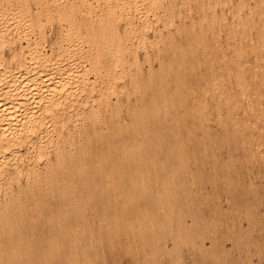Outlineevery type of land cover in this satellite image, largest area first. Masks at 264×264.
Returning <instances> with one entry per match:
<instances>
[{"label": "bare ground", "instance_id": "1", "mask_svg": "<svg viewBox=\"0 0 264 264\" xmlns=\"http://www.w3.org/2000/svg\"><path fill=\"white\" fill-rule=\"evenodd\" d=\"M2 1V0H1ZM6 1V0H5ZM10 1V0H9ZM36 5L35 11H28L26 9L25 0H13L17 5L16 9H12L10 11L6 10L1 12L0 14V194L3 196V201H0V264H60L59 260L55 255H60L63 253L62 257H64L65 241L74 236L75 231H70L68 228L70 221L77 222L81 220V216H79L80 209L82 204L91 199L94 195L93 192H89L88 189L91 185V176L94 174H101L102 183L104 184L101 191L102 196H106L110 194L114 195L115 191H119L117 188L126 187V197L124 200L131 201L134 198H138L139 196H146L149 200L147 190L149 187L145 185L147 189H144L140 195H137V190L140 185H144V181L146 178L141 177L139 179H135V172H127L122 169V165L120 162L128 161L131 157H133L134 161H137L139 164L144 159L146 160V153H149V150H153L156 148V140L153 141L147 148L146 153L143 148L142 153H138V144L135 141L127 142L126 144H121L120 147H116L120 149V153L118 156L115 154V148L113 142L107 145V151L105 149V153L101 160H98L94 157L92 147V143L94 141L100 142L98 134H96V130L93 129L91 134H85L83 128L76 126H72V120L74 117L84 116L82 119H90V121H96L99 117V111L96 109L97 104L108 105L109 101H106V98L109 95H117L121 93L129 94H141L145 89L147 91L149 88H152L151 84V75L144 77V72H142L140 59H138V53L143 52L144 57L147 55L146 48H153L155 51L154 56H160L164 53H167L169 56V52L171 55V59L176 57H182L185 54H196L198 51H205L203 37L201 33L202 23H204L203 16L200 17V20L197 22L190 21L189 24L182 22L181 18L184 20L183 16L185 15V10L188 8L187 0H30ZM191 1V0H190ZM251 1V0H250ZM7 2V1H6ZM11 2V3H12ZM220 3H225V0H218ZM229 2V1H228ZM240 2V1H239ZM243 2V1H242ZM252 2V1H251ZM261 5H264V0H260ZM193 3V2H192ZM217 3V2H216ZM253 3V2H252ZM6 4V3H4ZM208 4V3H207ZM9 5V4H8ZM33 5V4H32ZM195 5V4H194ZM202 5V4H201ZM206 5V4H205ZM220 5V4H219ZM236 5V4H235ZM2 6V5H1ZM13 6V4H11ZM198 6V5H197ZM203 6V5H202ZM214 6V5H213ZM257 6V5H256ZM10 7V6H9ZM35 7V6H34ZM200 7V6H199ZM206 7V6H205ZM212 7V6H211ZM244 7V6H242ZM254 7V6H253ZM190 8V6H189ZM207 8V7H206ZM220 8V7H219ZM225 8V6H224ZM34 9V8H33ZM201 9V8H199ZM198 9V12H199ZM209 9V7H208ZM227 9V8H226ZM254 10V9H253ZM2 11V10H1ZM189 11V10H187ZM236 11H241V5L236 7ZM261 11V10H260ZM193 12V11H192ZM197 12V11H196ZM201 12V10H200ZM227 12V11H226ZM229 12V11H228ZM227 12V13H228ZM232 12V11H231ZM230 12V13H231ZM191 13V12H190ZM202 13V12H201ZM222 13V12H221ZM233 13V12H232ZM231 13V14H232ZM189 13H187L188 15ZM203 14V13H202ZM251 15V13H249ZM204 15V14H203ZM239 15V14H238ZM213 18H216V13L213 11L211 13ZM223 16V15H222ZM236 16V15H235ZM240 16V15H239ZM238 16V17H239ZM185 17V16H184ZM187 17V16H186ZM185 17V18H186ZM190 17V15L188 16ZM208 17V16H207ZM230 17V16H228ZM237 17V16H236ZM256 17V16H255ZM50 25L52 23L58 24V30H60L59 38L49 41V53H43L38 48L37 42L27 38V35L31 36V32H37L38 38L43 39V35L41 34L42 20ZM263 18V17H262ZM187 19V18H186ZM212 20V18H210ZM223 19V18H222ZM230 19V18H229ZM192 20V19H191ZM208 20V19H206ZM210 20V21H211ZM224 20V19H223ZM188 21V20H187ZM208 20V22H210ZM213 22V21H212ZM210 22V23H212ZM218 22V21H217ZM231 24V23H230ZM252 25V24H251ZM262 25V24H261ZM206 26V25H205ZM222 27V26H221ZM226 27V26H225ZM229 27V26H228ZM227 27V28H228ZM249 27V25L247 26ZM53 28V25H52ZM51 28V29H52ZM56 28V27H55ZM81 28L83 32H80ZM224 28V27H223ZM237 28V27H236ZM243 28V27H242ZM14 29V41H24V44L20 43L15 48H12L5 54L4 56L1 53V49L3 47H7L10 39L7 36L8 30L11 33V30ZM49 29V28H48ZM50 29V30H51ZM218 29V28H217ZM244 29V28H243ZM57 30V29H55ZM234 30V28H233ZM250 30V29H248ZM54 31V29H53ZM209 31V30H208ZM245 31V30H244ZM243 31V32H244ZM253 31V30H252ZM59 32V31H58ZM181 35L180 38L184 37L183 45H178L175 42V37H173V33ZM211 33V32H209ZM250 33V32H249ZM44 34V31H43ZM49 34V33H48ZM55 34V33H54ZM57 34V33H56ZM55 36L57 37V35ZM255 34V33H254ZM211 35V34H210ZM218 35V34H217ZM28 36V37H29ZM35 36V35H34ZM45 36V34H44ZM216 36V35H215ZM218 37V36H217ZM235 37V36H234ZM250 37V36H248ZM36 38V37H35ZM179 38V37H177ZM247 38V37H246ZM264 38V37H263ZM45 39H48L47 36ZM52 39V38H51ZM207 39V37H206ZM212 39V38H211ZM230 39V38H229ZM32 40V41H31ZM36 40V39H35ZM210 40V38H209ZM219 40V39H218ZM251 40V39H250ZM45 41V40H44ZM43 41V42H44ZM48 41V40H47ZM183 41V40H182ZM216 41V40H214ZM228 41V40H227ZM248 41V40H247ZM13 42V41H12ZM40 40L38 41V43ZM211 42H213L211 40ZM210 42V43H211ZM236 42V41H235ZM240 42V41H239ZM245 42V41H244ZM249 42V41H248ZM262 42V41H261ZM17 43V42H16ZM42 43V42H41ZM13 44V43H11ZM45 44V42H44ZM252 44V43H251ZM48 45V44H47ZM215 45V44H213ZM244 45V44H243ZM250 45V44H249ZM15 46V43H14ZM41 46V45H39ZM44 47V46H43ZM234 47V45H233ZM215 48V47H214ZM228 48V47H227ZM262 48V47H261ZM7 50L6 48H4ZM234 49V48H233ZM209 50V49H208ZM220 50V48H219ZM240 50V49H239ZM242 50V49H241ZM248 50V49H247ZM254 50V49H253ZM4 51V50H3ZM149 51V50H148ZM207 51V50H206ZM228 51V50H227ZM255 51V50H254ZM47 52V51H46ZM211 52V51H210ZM258 52V51H257ZM263 52V51H262ZM247 53V52H246ZM249 53V52H248ZM259 53V52H258ZM204 54V52H203ZM232 54V53H231ZM235 54V53H234ZM151 55V54H150ZM152 55V56H153ZM248 55V54H247ZM264 55V54H263ZM186 56V55H185ZM187 56V57H188ZM202 56V55H201ZM253 56V55H252ZM259 56V55H258ZM143 57V56H142ZM148 57V56H147ZM146 57V58H147ZM193 57V56H192ZM196 56L194 55V58ZM204 57V56H203ZM222 57V56H221ZM234 57V56H233ZM240 57V56H239ZM238 57V58H239ZM145 58V59H146ZM156 58V57H155ZM169 58V57H168ZM185 58V57H184ZM197 58V57H196ZM201 58V57H200ZM205 58V57H204ZM209 58V57H208ZM230 58V57H229ZM254 58V57H253ZM144 59V58H142ZM163 59V57H162ZM166 59V58H165ZM193 59V58H192ZM191 59V60H192ZM215 59V58H214ZM240 59V58H239ZM245 59V58H244ZM243 59V60H244ZM151 60V59H150ZM152 60H154L152 58ZM168 60V59H167ZM196 60V59H195ZM208 60V59H206ZM211 60V58H210ZM158 61V60H156ZM162 61V60H159ZM164 61V60H163ZM169 62L167 65H159V73L161 74L164 71L176 72L181 68L178 64L176 65L174 62ZM186 61V60H185ZM202 61V60H201ZM231 61V60H230ZM256 61V60H255ZM142 62V61H141ZM167 62V61H166ZM165 62V63H166ZM181 62V61H180ZM195 62V61H194ZM213 62V61H212ZM220 62V61H219ZM225 62V61H224ZM223 62V63H224ZM237 62V61H236ZM235 62V63H236ZM244 62V61H243ZM253 62V61H252ZM262 62V61H261ZM145 63H148V61ZM159 63V62H158ZM197 63V62H196ZM209 63V62H208ZM217 63V62H216ZM230 63V62H229ZM233 63V62H232ZM188 64V62H187ZM191 64V63H190ZM202 64V62H201ZM210 64V63H209ZM213 64V63H212ZM262 64V63H261ZM158 65V64H157ZM173 65H175L173 67ZM185 65V64H184ZM194 65V64H193ZM199 65V64H198ZM197 65V66H198ZM205 65V64H204ZM208 65V64H207ZM217 65V64H215ZM230 65V64H229ZM235 65V64H234ZM258 65V64H257ZM149 66V65H148ZM203 66V65H199ZM209 65V69H210ZM231 66V65H230ZM82 67L80 70L79 68ZM158 67V66H156ZM154 67V68H156ZM235 67V66H234ZM144 68V65H143ZM185 68V67H184ZM190 68H193L190 67ZM204 68V67H203ZM229 68V67H228ZM243 68V67H242ZM241 68V69H242ZM264 68V67H263ZM187 72V66H186ZM197 69V68H196ZM216 69V68H215ZM253 69V68H252ZM155 70V69H153ZM182 70V68L180 69ZM194 70V69H193ZM204 70H207L206 68ZM213 70V69H212ZM220 70V69H219ZM249 70V68H248ZM261 70V69H260ZM147 71V70H146ZM151 71V70H150ZM185 71V70H184ZM196 71V70H195ZM208 71V70H207ZM215 71V70H214ZM218 71V70H217ZM242 71V70H241ZM158 72V71H157ZM170 72V73H171ZM194 72V71H192ZM203 72V71H202ZM208 72H211L208 71ZM216 72V71H215ZM155 73V72H154ZM182 73V72H181ZM200 74V71L198 72ZM206 73V72H205ZM204 73V74H205ZM254 73V71H253ZM157 73H155L156 75ZM164 74V73H163ZM183 74V73H182ZM181 74V75H182ZM195 74V73H194ZM197 74V73H196ZM217 74V73H216ZM232 74V73H231ZM247 74V73H246ZM89 75L92 76L93 80L89 78ZM187 75V74H186ZM193 75V74H192ZM163 76V75H161ZM172 76V75H171ZM174 76V75H173ZM180 75H178L179 77ZM190 76V75H189ZM188 76V77H189ZM231 76V75H230ZM247 76V75H246ZM154 77V76H153ZM164 77V76H163ZM166 77V75H165ZM177 78V75H175ZM182 77V76H181ZM180 77V78H181ZM192 77V76H191ZM205 78V76H203ZM236 77V76H235ZM242 77V76H241ZM158 78H160L158 76ZM167 78V77H166ZM163 80L164 78L159 79V85L155 92L158 91L160 106L157 107L155 101H151L150 104H147L146 99H144V105L140 104L139 107H135L132 111V121L133 128H137L135 132L133 130L134 136L137 138L139 136H143L148 130V125L158 123V116L156 113L168 112V109L174 104L175 98L167 97V93H165V86L170 81ZM171 78V77H170ZM198 78V77H197ZM238 78V77H237ZM154 79V78H153ZM175 79V78H173ZM196 79V78H195ZM156 80V79H155ZM182 80V78H181ZM186 81V79H184ZM199 80V78H198ZM210 80V79H209ZM222 80V78H221ZM230 80V79H229ZM154 81V80H152ZM157 81V80H156ZM180 81V80H179ZM190 81V80H189ZM188 81V82H189ZM211 81V80H210ZM246 81V80H245ZM251 81V80H250ZM249 81V82H250ZM255 81V79L253 80ZM252 81V82H253ZM155 82V81H154ZM158 82V81H157ZM156 82V83H157ZM172 82V78H171ZM222 82V81H221ZM264 82V81H263ZM128 88L126 87V84ZM173 83V82H172ZM175 83V82H174ZM177 83V82H176ZM182 83V82H181ZM183 83H185L183 81ZM192 83V82H190ZM199 83V82H197ZM205 83V81H204ZM244 83V82H243ZM155 84V83H154ZM153 84V85H154ZM178 84V83H177ZM176 84V85H177ZM188 84V83H186ZM195 84V83H194ZM202 84V83H201ZM200 84V85H201ZM226 84V83H225ZM156 85V86H157ZM190 85V84H188ZM188 85H186L188 87ZM205 85V84H204ZM155 86V85H154ZM172 86V85H171ZM195 86V85H190ZM189 86V87H190ZM212 86V85H211ZM178 87V86H176ZM183 87V86H182ZM188 87V88H189ZM199 87V84H198ZM202 87V86H201ZM208 87V86H206ZM256 87V86H254ZM156 88V87H154ZM170 88V87H169ZM175 88V87H174ZM187 88V89H188ZM194 88V87H193ZM210 88V87H209ZM236 88V86H235ZM251 88V87H250ZM257 88V87H256ZM263 88V87H262ZM167 89V88H166ZM184 88H182L183 90ZM203 89V88H202ZM152 90V89H151ZM150 90V91H151ZM171 90V88H170ZM169 90V91H170ZM178 90V89H176ZM186 90V88H185ZM173 91V90H172ZM180 93L181 90L179 89ZM199 91V90H198ZM210 91V89H209ZM239 91V90H238ZM264 91V90H263ZM95 92V93H94ZM175 93V91H173ZM187 91H185L186 93ZM193 92V90L189 91ZM211 92V91H210ZM215 92V91H214ZM237 92V91H236ZM255 92V91H253ZM259 92V91H257ZM147 93V92H145ZM149 93V92H148ZM147 93V94H148ZM151 93V92H150ZM171 93V92H169ZM179 93V94H180ZM184 93V92H183ZM188 93V92H187ZM186 93V94H187ZM195 93V92H194ZM197 93V92H196ZM199 93V92H198ZM204 93V92H203ZM202 93V94H203ZM216 93V92H215ZM176 94L177 91H176ZM178 94V95H179ZM207 94V93H206ZM238 94V93H237ZM264 94V93H263ZM133 95V96H134ZM149 95V94H148ZM152 95V94H150ZM154 95V94H153ZM172 95V94H171ZM198 94H196L197 96ZM201 95V94H200ZM205 97V93L203 94ZM202 95V96H203ZM213 95V94H212ZM126 96V95H125ZM130 96V94H129ZM132 96V98H133ZM146 96V95H145ZM177 96V95H175ZM187 96V95H186ZM193 96V95H192ZM207 96V95H206ZM211 96V94H210ZM111 97V96H110ZM113 97V96H112ZM155 97V96H153ZM203 97V98H204ZM209 97V96H208ZM214 97V95H213ZM226 97V96H225ZM114 98H116L114 96ZM126 98V97H125ZM140 98V96H139ZM177 98V97H176ZM202 98V97H201ZM202 98V99H203ZM112 99V98H110ZM129 99V98H128ZM148 96H147V100ZM201 99V100H202ZM209 99V98H208ZM215 99V98H214ZM234 100V98H232ZM260 99V98H259ZM264 99V98H263ZM157 100V99H156ZM207 100V99H204ZM216 100V99H215ZM242 100V99H241ZM253 100V99H252ZM112 101V100H111ZM138 101V100H137ZM179 101V100H178ZM217 101V100H216ZM244 101V100H243ZM263 101V100H262ZM114 102V101H113ZM196 102V101H195ZM198 102V101H197ZM196 102V105H197ZM250 102V101H249ZM146 103V104H145ZM149 103V102H148ZM200 103V102H199ZM198 103V105H200ZM216 103V102H215ZM214 103V104H215ZM217 102V104H219ZM224 103V102H223ZM231 103V102H230ZM238 103V102H237ZM90 104V105H88ZM118 104V103H117ZM137 104V103H136ZM210 104V103H209ZM213 104V103H212ZM211 104V106H212ZM240 104V103H239ZM250 104V103H249ZM84 105V106H83ZM88 105V109H85V106ZM135 105V104H134ZM188 105V103H187ZM205 105V104H204ZM220 105V104H219ZM218 105V106H219ZM230 105V104H229ZM81 106L84 108H81ZM109 106V105H108ZM133 106V105H132ZM214 106V105H213ZM216 106V105H215ZM222 106V105H221ZM111 107V106H109ZM128 107V104H127ZM203 107V105H202ZM210 107V106H209ZM223 107V106H222ZM228 107V106H226ZM225 107V108H226ZM238 107V106H237ZM257 107V106H256ZM106 108V107H105ZM176 108V107H175ZM174 108V109H175ZM197 108V107H196ZM201 108V107H200ZM199 108V109H200ZM117 109V107H116ZM132 109V108H130ZM172 109V108H171ZM170 109V110H171ZM183 109H189L184 106ZM192 109V106H191ZM195 109V108H193ZM198 109V110H199ZM207 109V108H206ZM217 109V108H216ZM224 109V108H222ZM232 109V107H231ZM236 109V108H235ZM239 109V108H238ZM106 110V109H104ZM109 111V110H107ZM126 112V110H124ZM175 111V110H174ZM177 111V109H176ZM182 110H180L181 112ZM193 111V110H191ZM196 111V110H194ZM193 111V112H194ZM203 111V109H202ZM233 111V110H232ZM110 112V111H109ZM171 112H173L171 110ZM201 112V111H197ZM218 112V111H217ZM215 112V113H217ZM220 112V111H219ZM230 112V111H229ZM123 113V112H122ZM127 113V112H126ZM188 113V111H187ZM191 113V112H190ZM203 113V112H202ZM206 113V112H205ZM204 113V115H205ZM221 113V112H220ZM104 114V113H103ZM106 114V113H105ZM162 114V113H161ZM218 114V113H217ZM228 112L224 115V117L228 116ZM107 115V114H106ZM105 115V118H106ZM110 115V119L113 120L116 116V112L112 111L108 114ZM178 115V113H177ZM193 115V114H192ZM202 115V114H201ZM203 117H206L204 116ZM219 115V114H218ZM127 116V115H126ZM130 116V115H129ZM170 116V115H169ZM189 116V115H188ZM235 116V115H234ZM103 117V116H102ZM119 117V116H117ZM116 117V118H117ZM124 117V116H123ZM166 117V116H164ZM163 117V118H164ZM174 117V116H173ZM177 117V116H176ZM186 117V116H184ZM202 118L199 116L198 118ZM233 117V116H232ZM101 118V117H100ZM127 118V117H126ZM129 118V117H128ZM131 118V117H130ZM220 118V117H219ZM231 118V117H230ZM235 118V117H234ZM76 119V118H75ZM106 118L105 120H107ZM120 119V118H119ZM160 119V118H159ZM171 119V118H170ZM229 121V118H227ZM232 119V118H231ZM256 119V118H255ZM77 120V119H76ZM75 120V122H76ZM103 121L104 119L101 118ZM101 120L99 123L103 125ZM116 120V119H115ZM127 120V119H126ZM129 120V119H128ZM161 120V119H160ZM165 120V119H163ZM172 120V119H171ZM175 120V119H174ZM173 120V121H174ZM205 120V119H204ZM203 120V121H204ZM80 121V120H77ZM117 121V120H116ZM187 121V120H186ZM185 121V123H186ZM200 121V120H199ZM224 121V120H222ZM226 121V122H228ZM232 121V120H231ZM264 121V120H263ZM81 122V121H80ZM83 122V121H82ZM114 122V121H113ZM162 122V121H161ZM189 122V121H187ZM195 122V120H194ZM219 122V120H218ZM224 122V123H226ZM235 122V121H232ZM74 123V121H73ZM85 123V122H83ZM111 123V122H110ZM119 123V122H118ZM122 123V122H121ZM184 123V122H183ZM185 123L183 125H185ZM190 123V122H189ZM205 123V122H204ZM221 123V122H220ZM259 123V122H257ZM81 124V123H80ZM79 124V125H80ZM97 124V123H96ZM109 124V122H108ZM162 124V123H161ZM166 124V123H165ZM176 124V121H175ZM192 124V123H191ZM216 124V123H215ZM262 124V123H261ZM86 125V124H85ZM107 123L105 124V126ZM113 125V124H112ZM126 125V124H125ZM130 124H128L129 126ZM159 125V124H158ZM196 125V124H195ZM263 125V124H262ZM87 126V125H86ZM104 126V127H105ZM108 126V125H107ZM157 126V125H156ZM160 126V125H159ZM173 126V125H172ZM182 127L181 125H179ZM194 126V125H193ZM209 126V125H208ZM88 127V126H87ZM90 127V126H89ZM88 127V128H89ZM111 127V126H110ZM109 127V130L111 129ZM124 127V125L120 126ZM130 127V126H129ZM128 127V128H129ZM151 127V126H150ZM158 127V126H157ZM161 127V126H160ZM159 127V128H160ZM163 127V126H162ZM200 127V126H199ZM99 128V127H98ZM108 128V127H107ZM127 128V129H128ZM169 128V127H168ZM173 128V127H172ZM188 128V127H187ZM185 128V129H187ZM192 128V127H191ZM190 128V129H191ZM195 128V127H194ZM228 128V127H227ZM226 128V129H227ZM100 129V128H99ZM119 124H114L112 127V131L118 130ZM158 129V128H157ZM157 129L155 131H157ZM163 129V128H161ZM184 129V126H183ZM196 129V128H195ZM200 129V128H198ZM238 129V128H237ZM124 130V129H120ZM160 130V129H158ZM164 130V129H163ZM176 130V129H175ZM182 130V129H181ZM202 130V128L200 129ZM205 130V129H204ZM235 130V129H234ZM246 130V128H245ZM254 130V129H252ZM83 135L82 139L77 143H74V139L72 137L74 134L80 132ZM120 131L117 133H120ZM132 131V130H131ZM149 131V130H148ZM180 131V130H179ZM185 131V130H184ZM192 131H195L192 129ZM197 131V130H196ZM199 131V130H198ZM206 131V130H205ZM104 131L103 133H105ZM111 132V131H110ZM109 132V133H110ZM124 132V131H123ZM128 129V133H129ZM154 132V131H153ZM174 132V131H173ZM177 132V131H176ZM175 132V133H176ZM187 132V131H186ZM108 133V134H109ZM115 133V132H114ZM125 133V132H124ZM130 133V134H133ZM158 133V132H156ZM165 133V132H163ZM184 134V132H182ZM188 133V132H187ZM185 133L184 135H186ZM233 133V132H232ZM244 133V132H243ZM111 134V133H110ZM113 134V132H112ZM122 134V133H121ZM148 134V133H147ZM154 134V133H153ZM168 134V132H167ZM174 134V133H172ZM206 134V132H205ZM208 134V133H207ZM219 134V133H218ZM220 133L219 135H221ZM228 134V133H227ZM79 135V134H78ZM77 135V136H78ZM106 135V134H105ZM146 135V134H145ZM144 135V136H145ZM159 135V134H157ZM177 135V134H176ZM236 135V133H235ZM240 135V134H239ZM76 136V135H75ZM127 136H130L127 134ZM133 136V138H134ZM143 136V138H144ZM149 136V135H148ZM161 136V135H160ZM192 136V135H190ZM205 136V135H204ZM222 136V135H221ZM223 136H226L225 134ZM228 136V135H227ZM230 136V134H229ZM237 136V135H236ZM258 136V135H257ZM104 137V136H103ZM117 137V136H116ZM119 137V136H118ZM117 137V138H118ZM146 137V136H145ZM172 137V136H171ZM189 137V136H188ZM193 137V136H192ZM233 137V136H232ZM262 137V136H261ZM111 139L110 137H108ZM113 138V137H112ZM120 138V137H119ZM122 138V137H121ZM124 138V137H123ZM127 138V137H126ZM147 138V137H146ZM151 138V137H150ZM167 138V136H166ZM173 138V137H172ZM191 138V137H189ZM204 138V137H203ZM249 138V137H247ZM254 138V137H253ZM105 139V137L103 138ZM129 139V138H127ZM135 139V138H134ZM159 139H161L159 137ZM163 139V136H162ZM170 139V138H169ZM168 139V140H169ZM224 139V138H223ZM108 140V139H107ZM115 141H121L113 139ZM124 140V139H123ZM122 140V141H123ZM141 140V139H140ZM147 140V139H146ZM145 140V141H146ZM149 140V138H148ZM174 140V139H173ZM180 140V139H179ZM181 140L182 134H181ZM180 140V141H181ZM186 140V139H185ZM197 140V139H195ZM194 140V142H195ZM239 140V139H238ZM245 140V139H244ZM261 140V139H260ZM166 141V140H165ZM178 141V140H175ZM179 141V142H180ZM209 141V140H208ZM97 142V143H99ZM141 142V141H140ZM144 142V140H143ZM164 142V141H163ZM169 142V141H167ZM173 142V141H172ZM182 142V141H181ZM185 142V141H184ZM207 142V140H206ZM205 142V143H206ZM231 142V141H229ZM264 142V141H263ZM102 143V142H100ZM125 143V141H124ZM146 143V142H145ZM144 143V144H145ZM148 143V142H147ZM186 143V142H185ZM256 143V140L255 142ZM96 144V143H95ZM173 144V143H172ZM178 144V143H177ZM182 144V143H181ZM181 144L179 146H181ZM202 144V143H201ZM208 144V143H207ZM229 144V143H228ZM231 144V143H230ZM191 145V144H190ZM223 145V142H222ZM232 145V144H231ZM236 145V143H235ZM100 146V144H99ZM101 146H105L102 145ZM172 146V145H170ZM169 146V147H170ZM227 146V145H226ZM105 147V148H106ZM157 147H159L157 145ZM177 147V146H176ZM203 147V145H202ZM228 147V146H227ZM233 147V146H232ZM231 147V148H232ZM172 148V147H171ZM193 148V147H191ZM249 148V147H247ZM104 149V148H102ZM101 149V153H103ZM118 149V150H119ZM180 149V147H179ZM195 149V147H194ZM51 150L53 155V160H47V152ZM94 150V149H93ZM99 150V149H98ZM170 150V149H168ZM191 150V149H190ZM256 150V149H255ZM117 151V149H116ZM137 151V155L131 156L132 152ZM148 151V152H147ZM178 153L179 150H176ZM239 151V150H238ZM97 152V151H96ZM119 152V151H118ZM117 152V154H118ZM142 152V151H141ZM153 152V151H152ZM155 152V151H154ZM166 151H164L165 153ZM182 152V151H181ZM180 152V153H181ZM203 152V151H201ZM241 152V151H240ZM172 153V152H171ZM186 153V152H185ZM205 153V152H204ZM246 153V151H245ZM98 154V153H97ZM156 154V153H155ZM182 154V153H181ZM187 154V153H186ZM189 154V153H188ZM194 154V153H193ZM243 154V153H242ZM149 155V154H148ZM153 155V154H152ZM157 155V154H156ZM154 156V159L156 157ZM97 156H100L99 154ZM211 156V154H210ZM183 157V156H182ZM177 158V157H175ZM186 158V157H185ZM197 158V157H196ZM212 158V157H211ZM192 159V158H191ZM245 159V158H244ZM149 160V159H147ZM152 160V159H150ZM149 160V161H150ZM172 160V159H171ZM182 158L180 159L181 163ZM184 160V158H183ZM187 160V159H185ZM203 160V159H202ZM205 160V159H204ZM203 160V161H204ZM130 161V162H134ZM166 160H164L165 162ZM174 161V160H173ZM192 161V160H191ZM199 161V160H198ZM202 161V162H203ZM42 162L44 165V170L40 172L35 168L36 163ZM163 162V163H164ZM212 162V161H211ZM244 162V161H243ZM129 163V162H128ZM136 163V162H135ZM147 163V161H146ZM174 165V162H172ZM170 163V164H172ZM206 161L203 162V164ZM209 163V162H208ZM206 163V164H208ZM125 164V163H124ZM134 164V163H133ZM162 164V163H161ZM169 164V165H170ZM182 164V163H181ZM189 164V163H188ZM198 165V163H196ZM211 164V163H210ZM132 165V164H131ZM160 165V164H159ZM192 165V164H191ZM209 165V164H208ZM127 166V165H126ZM129 166V165H128ZM135 166V165H132ZM139 166V165H138ZM146 166V165H145ZM141 165V167H144ZM157 166V165H156ZM163 166V165H162ZM158 167L160 170L164 167ZM176 166V165H175ZM210 166V165H209ZM212 166V165H211ZM176 167H179L178 165ZM185 167V166H184ZM182 167V169L184 168ZM189 167V166H188ZM208 167V166H207ZM213 167H217L214 166ZM263 167V166H262ZM148 171V167L146 166ZM150 168V167H149ZM153 168V167H152ZM181 168V166H180ZM179 168V170H180ZM196 168V167H195ZM194 168V169H195ZM204 168V167H203ZM125 169V168H124ZM140 169V168H139ZM137 169V170H139ZM169 169V168H168ZM167 169V170H168ZM206 169V168H205ZM215 169V168H214ZM170 170V169H169ZM264 170V169H263ZM131 171V170H130ZM134 171V170H133ZM142 172V170H140ZM138 171V172H140ZM144 171V170H143ZM151 171V170H150ZM149 171V172H150ZM163 171V170H162ZM176 171V170H175ZM186 171V170H185ZM148 172V173H149ZM169 172V171H167ZM174 172V171H173ZM179 172V171H177ZM189 175H190V171ZM214 171H212L213 173ZM220 172V171H219ZM218 172V174H219ZM222 172V171H221ZM63 173L66 175L67 180L62 183H58L56 178L57 176ZM144 173V172H143ZM147 173V172H146ZM144 173V174H146ZM151 173V172H150ZM162 173V172H161ZM172 173V172H171ZM183 173V172H182ZM187 173V172H185ZM200 173V172H199ZM197 173V174H199ZM137 174V173H136ZM163 174V173H162ZM173 174V173H172ZM207 174V173H206ZM138 175V174H137ZM155 175V174H154ZM175 175V174H173ZM180 175V174H179ZM183 175V174H182ZM195 175V172L194 174ZM224 175V173H223ZM228 175V174H227ZM98 176V175H97ZM177 176V175H176ZM201 176V175H200ZM199 175L197 177H200ZM214 176V173H213ZM161 180L160 176L158 175ZM178 177V176H177ZM196 177V176H195ZM21 178H24L25 185L24 187L17 186L16 191H12L11 185L12 183H18ZM169 178V177H167ZM166 178V179H167ZM191 178V177H190ZM213 179V177H211ZM226 178V176H225ZM148 179V178H147ZM146 179V180H147ZM152 179V178H151ZM154 179V178H153ZM165 178H162V180ZM165 179V180H166ZM228 179V178H227ZM155 180V179H154ZM153 180V181H154ZM171 180V179H169ZM183 180V179H182ZM214 180V179H213ZM249 180V179H248ZM22 181V182H24ZM60 181V180H59ZM94 181V180H93ZM150 181V180H149ZM164 181V180H163ZM161 181L162 183H164ZM173 181V180H172ZM175 181V180H174ZM193 181V180H191ZM227 181V180H225ZM229 181V180H228ZM258 181V180H257ZM152 182V181H150ZM160 182V181H159ZM158 182V183H159ZM194 182V181H193ZM215 182V181H214ZM93 183V182H92ZM140 183V184H138ZM161 183V184H162ZM172 183V182H171ZM187 183V182H185ZM229 183V182H227ZM226 183V184H227ZM231 183V182H230ZM147 184V183H146ZM150 184V183H149ZM154 184V183H153ZM160 184V183H159ZM165 184V183H164ZM167 184V181H166ZM170 184V183H169ZM213 184V183H212ZM97 185V184H96ZM151 185V184H150ZM211 185V184H210ZM214 185V184H213ZM92 186V185H91ZM156 186V185H155ZM191 186V185H190ZM189 186V187H190ZM128 187V188H127ZM214 187V186H213ZM225 187V186H224ZM13 188V187H12ZM142 188V187H141ZM140 188V189H141ZM157 188V187H156ZM164 188V187H163ZM227 190V187H225ZM117 189V190H116ZM166 188H164L165 190ZM190 189V188H189ZM214 190V188H212ZM218 189V188H216ZM154 190V189H152ZM157 189H155L156 191ZM160 190V188H159ZM158 190V191H159ZM162 190V187H161ZM229 190V189H228ZM92 191V189H91ZM141 191V190H140ZM151 191V190H150ZM169 191V190H167ZM96 192V191H95ZM157 192V191H156ZM155 192V193H156ZM170 192V191H169ZM188 192V190H187ZM216 192V190L214 191ZM24 193H28L33 197V200L36 201L39 205L47 206L48 198L50 200L55 195L57 196L59 201L56 203L54 213L50 216H45L43 210L38 211L30 216L26 215L23 204H21L20 197ZM162 193V191H161ZM178 193V192H177ZM206 193V192H205ZM208 193V192H207ZM99 194V193H98ZM153 194V193H152ZM166 194V191H165ZM176 194V193H174ZM213 194V193H212ZM219 194V193H218ZM217 194V195H218ZM112 195V196H113ZM116 195V194H115ZM164 195V194H163ZM170 198L173 196L169 194ZM98 196V197H99ZM158 194L156 195V197ZM162 196V195H159ZM158 196V197H159ZM165 196V195H164ZM199 196V195H198ZM197 196V198H198ZM97 197V198H98ZM108 197V196H107ZM106 197V198H107ZM152 197V196H150ZM217 197V196H216ZM215 197V198H216ZM29 198V196H28ZM99 198V199H101ZM144 198V197H142ZM163 198V197H161ZM169 198V197H168ZM180 198V197H179ZM57 199V198H56ZM94 198H92L93 200ZM112 199V198H108ZM115 199V198H114ZM117 199V198H116ZM145 199V198H144ZM153 199V197L151 198ZM158 199V198H157ZM193 199V198H192ZM49 200V203L51 201ZM54 200V199H53ZM113 200V199H112ZM110 200L113 204V201ZM123 200V201H124ZM167 200V199H166ZM200 200V199H199ZM29 201V200H28ZM95 201V199H94ZM104 201V200H103ZM106 201V200H105ZM121 201V200H120ZM119 201V202H120ZM122 201V202H123ZM127 201V202H128ZM150 201V200H149ZM159 201V199H158ZM164 201V199H163ZM26 202V200H25ZM33 202V201H32ZM31 202V203H32ZM89 202V201H88ZM93 202V201H91ZM97 202V200H96ZM102 202V201H101ZM107 202V201H106ZM134 202V201H133ZM145 202V201H144ZM154 202V200H153ZM152 202V203H153ZM187 202V201H186ZM203 202V201H202ZM99 203V202H98ZM124 203H126L124 201ZM121 204V206L113 204V208L111 210L101 209L102 218L99 219L108 222L112 225L113 228H117V224H124L127 222L135 221V222H150L151 224L159 223L162 221L156 220L157 212H154L155 217L153 216V212L151 215L146 214L144 206L143 208L139 206V210L142 209L139 216H133L131 213V205ZM138 203V202H137ZM147 203V202H146ZM151 203V204H152ZM155 203V202H154ZM153 203V205H154ZM166 203V202H165ZM173 203V202H171ZM178 203V202H177ZM181 203H183L181 201ZM210 203V201H209ZM213 203V202H212ZM30 204V203H29ZM34 204V203H32ZM37 204V205H38ZM84 204V205H86ZM91 204V203H90ZM95 204V203H94ZM102 204V203H100ZM108 204V203H107ZM130 204V202H129ZM145 204V203H144ZM170 204V203H169ZM179 204V203H178ZM26 205V204H25ZM83 207H86L84 206ZM105 205V204H103ZM134 205V203H133ZM142 205V202H141ZM207 205V203H206ZM36 206V205H35ZM99 206V205H98ZM108 206V205H107ZM138 206V205H137ZM136 206V207H137ZM152 206V205H151ZM187 206V205H186ZM192 206V205H191ZM190 206V207H191ZM196 206V204H195ZM88 207V206H87ZM158 207V206H157ZM156 207V209H157ZM198 207V206H196ZM195 207V209H196ZM213 207V205L211 206ZM254 207V206H253ZM28 208V207H27ZM34 208V207H33ZM47 208V207H46ZM45 208L44 211L47 209ZM49 208V206H48ZM51 208V207H50ZM49 208V210H50ZM138 208V207H137ZM148 208V207H147ZM199 208V207H198ZM216 208V207H215ZM85 209V208H84ZM91 209V208H90ZM95 209V208H94ZM93 209V210H94ZM99 209V208H98ZM153 209V208H152ZM187 209V208H186ZM214 209V208H213ZM245 209V208H244ZM32 210V209H31ZM83 210V209H82ZM92 210V209H91ZM90 210V211H91ZM96 210V209H95ZM100 210V211H101ZM149 210H151L149 208ZM174 210V209H172ZM179 210V209H178ZM192 210V208H191ZM215 210V209H214ZM218 210V209H217ZM220 210V208H219ZM248 210V209H247ZM28 212V210H26ZM30 211V210H29ZM33 211V210H32ZM51 211V210H50ZM98 211V210H97ZM94 213H98V212ZM136 211V212H137ZM148 211V209H147ZM169 211V210H168ZM171 211V210H170ZM185 211V210H184ZM187 211V210H186ZM190 211V209H189ZM48 213V212H47ZM86 213V212H85ZM84 213V216H85ZM148 213V212H147ZM150 213V212H149ZM185 213V212H183ZM182 213V214H183ZM200 213V212H199ZM136 214V213H134ZM165 214V213H164ZM171 214V213H170ZM179 214V213H178ZM177 214V215H178ZM181 214V213H180ZM181 214V215H182ZM92 215V214H91ZM169 215V214H168ZM184 215V214H183ZM202 215V214H201ZM78 216L80 217L77 220ZM95 216V214H94ZM167 216V215H166ZM97 217V215H96ZM135 217V218H134ZM160 217H162L160 215ZM186 217V216H185ZM190 217V216H189ZM192 217V216H191ZM87 218H90L87 217ZM93 218V216H92ZM164 218V217H162ZM170 218V217H169ZM175 218V217H174ZM183 218V217H182ZM194 218V217H193ZM98 219V217H97ZM160 219V218H159ZM186 219V218H185ZM195 219V218H194ZM213 219V218H211ZM166 220V218H165ZM169 220V219H167ZM166 220V221H167ZM193 220V219H190ZM84 221V220H83ZM87 221V220H86ZM84 221V222H86ZM91 220L89 219V222ZM98 221V220H97ZM102 221V222H103ZM173 221V220H172ZM175 221V220H174ZM182 221V220H181ZM201 220L200 222H202ZM44 222H51L52 232L50 235L48 233V237L44 238L43 234L39 232V225L44 224ZM169 222V221H168ZM178 222V221H177ZM187 222V221H186ZM194 222V221H193ZM197 222V221H196ZM72 223V222H71ZM79 223V222H77ZM88 223V222H87ZM93 223V222H92ZM91 223V224H92ZM95 223V222H94ZM131 223V222H130ZM181 223V222H180ZM199 223V220H198ZM81 224V223H80ZM84 224V223H83ZM81 225L84 226L85 225ZM89 224V223H88ZM96 224V223H95ZM134 224V223H133ZM145 224V223H143ZM166 224V223H165ZM177 224V223H175ZM184 224V223H183ZM200 224V223H199ZM204 224V223H203ZM206 224V223H205ZM210 224V223H208ZM212 224V223H211ZM210 224V225H211ZM74 224H72L73 226ZM101 226V224H99ZM98 227L100 228V226ZM108 225V224H105ZM108 225V226H110ZM128 225V223H127ZM126 225V227H127ZM159 226L162 224H158ZM157 225V227H158ZM190 225V223H189ZM219 225V224H218ZM44 226V225H43ZM42 226V228H43ZM51 226V225H50ZM71 226V227H72ZM76 226V223L75 225ZM87 226V224H86ZM92 226V225H91ZM145 226V225H144ZM143 226V227H144ZM155 226V225H154ZM167 226V224H166ZM170 226V225H168ZM198 226V225H197ZM212 226V225H211ZM89 227V226H88ZM111 227V230H112ZM133 227V226H132ZM142 226H140L141 228ZM142 227V228H143ZM146 227V226H145ZM152 227V226H151ZM165 227V225H164ZM178 226H176L177 228ZM182 227V226H181ZM189 227V226H188ZM207 227V226H206ZM206 227L204 230H206ZM47 228V227H46ZM77 228V227H76ZM83 227L80 228L84 229ZM87 228V227H86ZM85 228V229H86ZM119 228V227H118ZM117 228V229H118ZM139 228V229H140ZM141 228V229H142ZM167 228V227H166ZM193 228V227H190ZM219 228V227H218ZM49 229V228H48ZM47 229V230H48ZM75 229V228H74ZM103 229V228H101ZM105 229V228H104ZM124 229V227L122 228ZM134 229H138L137 227ZM144 229V228H143ZM198 229V228H197ZM201 229V228H200ZM211 229V228H210ZM209 229V230H210ZM222 229V228H221ZM220 229V230H221ZM41 230V229H40ZM46 230V232H47ZM72 230V229H71ZM77 230V229H76ZM78 230V231H80ZM88 230V229H87ZM86 230V231H87ZM90 230V228H89ZM88 230V231H89ZM98 230V228H97ZM116 230V229H115ZM120 230V229H118ZM128 230V229H127ZM152 230V229H151ZM165 230V229H164ZM167 230V229H166ZM175 230V229H174ZM214 230V227H213ZM93 231V228H92ZM108 231V230H107ZM106 231V233H107ZM114 231V230H113ZM117 231V230H116ZM133 231V230H131ZM137 231V230H136ZM140 231V230H138ZM143 231V230H142ZM141 231V232H142ZM148 231L149 228H148ZM155 231L156 228H155ZM163 231V230H162ZM169 231V230H168ZM176 231V230H175ZM195 231H197L195 229ZM202 231V230H201ZM208 231V230H207ZM41 232L45 233L41 230ZM123 232V231H122ZM128 232V231H127ZM130 232V231H129ZM144 232V231H143ZM151 232V231H150ZM177 232V231H176ZM179 232V230H178ZM183 232V230H182ZM189 232V231H188ZM198 232V231H197ZM215 232V230H214ZM251 232V231H250ZM81 233L78 232V234ZM83 233V232H82ZM86 233V232H85ZM88 233V232H87ZM86 233V234H87ZM98 233V231L96 232ZM113 233V232H112ZM132 233V232H131ZM130 233V234H131ZM137 233V232H136ZM139 233V232H138ZM154 233V232H152ZM161 233V232H160ZM163 233V232H162ZM169 233V232H167ZM173 233V232H172ZM190 233V232H189ZM195 233V232H194ZM216 233V232H215ZM42 234V235H41ZM77 234V233H75ZM92 234V233H91ZM99 234V233H98ZM101 234V233H100ZM115 234V233H113ZM119 234V233H118ZM117 234V236H118ZM121 234V233H120ZM124 234V233H123ZM147 234V233H146ZM180 234V233H179ZM200 234V233H199ZM203 234V233H202ZM207 236L211 235L206 233ZM220 234V233H219ZM245 234V233H244ZM83 236V234H81ZM104 235V234H103ZM141 235H143L141 233ZM151 235V234H150ZM150 235H148L150 237ZM177 234H175L176 236ZM185 235V234H183ZM196 235V233H195ZM80 236V235H79ZM77 236V237H79ZM85 236V235H84ZM87 236V235H86ZM90 236V235H89ZM88 236V238H89ZM97 236V235H96ZM109 236V234H108ZM121 236V235H120ZM124 236V235H123ZM130 236V235H129ZM135 236V235H134ZM159 236V235H158ZM169 236V235H168ZM192 236V235H190ZM214 235L212 234V237ZM244 236V235H243ZM46 237V236H45ZM81 237V236H80ZM119 237V236H118ZM155 237V236H154ZM153 237V238H154ZM157 237V236H156ZM177 237V236H176ZM175 237V238H176ZM185 237V236H184ZM197 237V236H196ZM195 237V238H196ZM205 237V236H204ZM241 237V236H240ZM87 238V237H86ZM93 238V237H92ZM99 238V237H98ZM110 238V236H109ZM116 237H114L115 239ZM122 238V237H121ZM120 238V239H121ZM130 238V237H129ZM134 238V237H132ZM139 238V237H138ZM152 238V237H150ZM152 238V239H153ZM162 238V237H161ZM160 238V239H161ZM174 238V237H173ZM190 238V237H189ZM208 238V237H205ZM210 238V237H209ZM76 239V238H75ZM74 239V241H75ZM81 239H85L81 237ZM80 239V244L82 240ZM118 239V238H116ZM136 239V237H135ZM143 239V237H142ZM145 239V238H144ZM143 239V242L145 241ZM193 239V237H192ZM197 239V238H196ZM194 239V241H196ZM199 239V238H198ZM211 239V238H210ZM215 239V238H214ZM213 239V240H214ZM239 239V238H238ZM90 240V238H89ZM95 240V239H94ZM93 240V241H94ZM98 240V239H97ZM119 240V239H118ZM125 240V239H124ZM129 240V239H128ZM149 240V239H148ZM151 240V239H150ZM165 240V239H164ZM170 240V239H169ZM86 241V240H85ZM84 241V243H85ZM96 241V240H95ZM106 241V240H105ZM138 241V240H136ZM141 241V240H140ZM139 241V242H140ZM154 241V239H153ZM162 241V239H161ZM192 241V240H190ZM189 241V242H190ZM193 241V242H194ZM206 241V240H205ZM211 241V240H210ZM70 242V240H69ZM68 242V243H69ZM71 241L70 243H72ZM76 242V241H75ZM74 242V243H75ZM88 242V241H87ZM110 242V241H109ZM115 242V241H114ZM113 242V243H114ZM124 242V241H123ZM133 242V241H132ZM180 242V241H179ZM177 242V243H179ZM188 243V241H186ZM199 242V240H198ZM216 242V241H214ZM67 243V242H66ZM89 243V242H88ZM91 243V242H90ZM122 244V242H120ZM125 243V242H124ZM138 243V242H137ZM150 243V242H149ZM155 243V242H154ZM160 243V242H159ZM218 243V242H217ZM216 243V244H217ZM77 244L78 240H77ZM111 244V243H110ZM148 244V243H147ZM153 244V243H152ZM156 244V243H155ZM196 244V243H194ZM245 244V243H244ZM70 245V244H69ZM98 245V244H97ZM101 245V244H100ZM126 245V244H125ZM124 245V246H125ZM151 245V244H150ZM149 245V246H150ZM160 245V244H159ZM162 245V244H161ZM164 245V243H163ZM162 245V246H163ZM188 245V244H187ZM191 245V244H189ZM200 245V244H199ZM203 245V244H202ZM213 244H211L212 246ZM68 246V244H66ZM85 246V245H84ZM96 246V245H95ZM94 246V248H95ZM104 246V245H103ZM111 246V245H110ZM156 246V245H155ZM182 246V245H181ZM179 245V247L181 248ZM74 246H71V248ZM81 247V246H79ZM92 247V246H91ZM97 247V246H96ZM105 247V246H104ZM113 247V246H112ZM119 247V246H117ZM121 247V246H120ZM161 247V246H160ZM123 248V247H122ZM125 248V247H124ZM140 248V246H139ZM144 248V247H143ZM142 248V249H143ZM154 248V247H153ZM176 248V247H175ZM174 248V249H175ZM185 248V246H184ZM191 248V247H190ZM196 248V247H194ZM198 248V247H197ZM196 248V249H197ZM201 246L198 248V250ZM203 248V247H202ZM69 249V248H68ZM73 249V248H72ZM70 250V252L72 251ZM101 249V248H100ZM120 249V248H118ZM135 248H133L134 250ZM149 249V247H148ZM157 250V246L155 248ZM159 249V248H158ZM195 249V250H196ZM88 250V249H87ZM105 250V248H104ZM108 250V249H107ZM112 250V249H111ZM116 250V249H114ZM122 250V249H121ZM160 250V249H159ZM178 250V249H177ZM68 251V250H66ZM79 251V250H78ZM82 251V250H81ZM80 251V252H81ZM118 251V250H117ZM124 251V250H123ZM129 251V250H128ZM126 251V252H128ZM152 251V250H151ZM165 251V250H164ZM168 251V250H166ZM193 251V250H192ZM69 252V251H68ZM76 252V251H75ZM84 252V251H83ZM86 252V250H85ZM119 252V251H118ZM142 252V250H141ZM155 252V251H154ZM158 252V251H157ZM160 252V251H159ZM174 252V251H173ZM96 253V252H95ZM117 253V252H116ZM129 253V252H128ZM133 254V252H131ZM140 251L138 252V254ZM202 253V252H201ZM76 254V253H75ZM79 254H82L79 253ZM102 254V253H101ZM122 254V253H121ZM130 254V253H129ZM165 254V253H164ZM174 254V253H173ZM87 255V253L85 254ZM89 255V252H88ZM92 255V254H91ZM97 255V254H96ZM103 255V254H102ZM113 255V254H112ZM125 255V254H124ZM137 255V254H136ZM146 255V254H145ZM68 256V255H67ZM71 256V255H70ZM69 256V257H70ZM76 256V255H74ZM95 256V255H94ZM104 256V255H103ZM110 256V255H109ZM141 256V255H140ZM139 256V257H140ZM151 256V255H150ZM173 256V255H172ZM177 256V254H176ZM214 256V255H213ZM57 259H55V258ZM61 257V256H60ZM61 257V258H62ZM66 257V256H65ZM81 257V256H80ZM87 256L82 255L84 263L87 261ZM107 257V256H106ZM124 257V256H123ZM128 257V256H126ZM137 257V256H135ZM71 258H73L71 256ZM130 258V257H129ZM142 258V257H141ZM156 258V257H155ZM74 259H77L74 257ZM93 259V258H92ZM113 259V258H112ZM115 259V258H114ZM134 259V258H133ZM144 259V257H143ZM147 259V257H146ZM149 259V258H148ZM147 259V260H148ZM158 259V258H157ZM80 260V259H78ZM82 260V259H81ZM80 260V261H81ZM90 260V259H89ZM119 260V258H118ZM132 260V259H130ZM139 260V259H138ZM146 262H149L147 261ZM154 260V259H153ZM75 261V260H73ZM77 261V260H76ZM82 261V262H83ZM93 262V261H92ZM113 262V261H112ZM132 262V261H131ZM142 262V261H141ZM216 262V261H215ZM227 262V261H226ZM64 263V262H63ZM68 263V262H67ZM71 263V262H70ZM77 263V262H76ZM103 263V261H102ZM118 263V262H117ZM121 263V262H119ZM73 264V263H72ZM87 264V263H86ZM90 264V263H89ZM104 264V263H103ZM107 264V263H106ZM143 264V263H142ZM150 264V263H148Z\"/></svg>", "mask_w": 264, "mask_h": 264}, {"label": "rangeland", "instance_id": "2", "mask_svg": "<svg viewBox=\"0 0 264 264\" xmlns=\"http://www.w3.org/2000/svg\"><path fill=\"white\" fill-rule=\"evenodd\" d=\"M6 1L5 0H2L1 1L0 0V14H1V12H4L5 10L7 12V11H10L12 9L14 10V9L17 8V5L15 4V2H12L13 0H10V1L9 0H6ZM187 1H188L187 4L188 3L189 4H188V8L185 10V15H184L185 17L187 16L186 17L187 19L183 16L184 20L182 18L180 20H182V22H184V23L189 24L190 21L197 22L198 20H200V17L203 16V19L205 17V19L203 20L204 23H202V29H201V33H203L202 34L203 42H205L204 43V47L206 46L204 48L205 51H198V52H196L199 55V57H198L196 54H194L197 58L196 57L194 58V55L193 54L192 55L189 54V56H188V54H185L186 56L184 55L182 57H176L174 59L173 58L171 59V55H170L171 52L168 53L169 56L167 55V53H165V54L163 53L161 56H160V54H159V56H156V55L154 56L153 54H155L154 53L155 50L153 48L147 47L146 48V51H147L146 57L147 56L148 57L147 58L144 57L143 52H139L137 57H138V59H140L139 61L141 63V68L143 70L142 72H144V74H143L144 77H145V75L147 76V74L148 75H151V84H152L153 87L152 88H149L148 91H147V89H145L141 94H135V95L132 94V96L134 95L133 98L131 96V93H129L130 94V96H129V94H126V92L119 94V96H118V94L117 95H109L106 98V101L107 100L109 101L108 105L111 106V107H109L108 105L105 106L103 104H97L96 105L97 106L96 109H98V111H99V117H98V119H96V121H93L92 122V121H90V119H87L89 121V123H88L86 121V119H82V118H84V116H78V118L77 117H74V120H72V123H71L72 126H74V125L76 126V124H77L78 125V126H76L77 129H80L81 127L82 128L84 127L83 130H84V133L85 134H88V133L91 134L92 131H93V129L97 131L96 134H98L97 136H99V138L101 139L100 142H102L103 145H105V146H101L102 143H100L99 141H97L99 143L95 142L96 144L94 143V141L92 143V146L94 145V147H92L93 155H94L95 158L98 157L97 158L98 160H101L102 159L104 153L107 151V147L106 146L109 145L111 142H113V145H114V148H115V151L114 152L118 156L121 153H120V149L119 148H116V147H118V146L120 147L121 144H126L127 142H130V141L133 140V141L136 142V144H138L137 145L138 146L137 150L139 149L138 150V153L140 152L142 154H145L146 153V150H148L147 147L151 143H153V141H155L157 139L156 140L157 141L156 144L159 143V144H157L159 147H157V145H156L155 146L156 148H153V150H149V153H148L149 155L147 153L145 154L146 157L147 156L148 157L146 158V160L145 159L143 160V161H145L144 163L142 162L141 164H139L137 161H134L133 157H131L128 161H124L122 163L120 162V165H122V169L123 170H126L127 172H135L136 171L135 172V179H139L141 177L140 173L142 174V177H144V176L146 177V178H144L145 179L144 181H146V182H144V185L141 186L142 188L139 185L138 190H137V195L138 194L140 195V193H142L144 191V189H147L145 187V185L147 187L150 186V188L147 189L149 191L148 197H149V200L150 201L148 200L147 195L146 196H139L138 195L139 196L138 198L136 197V198H134L131 201H128L126 199L124 200L123 198L126 197V193L128 192V191L126 192V190H125L126 187H124V188L123 187H119V188H117L119 191H115L114 195L112 194L113 196L111 194H110V197H109V195H106L105 197L102 196L103 197V199H102L101 196H99V195H101V191L100 190L104 186V184L102 183V180H104V179H102L101 174H99V173L92 175L91 176V181L93 183L91 182V185L92 186L90 185L88 191L89 192H93L94 191L93 192L94 193L93 194L94 196L92 198H94L95 201H94V199L92 200V198H91V199L88 200L89 202L87 201V204L85 203L86 201L82 204L81 209H80V212H82V213H79V216H81L82 218H81V220H79L80 219L79 216L77 218V220H79L77 222H79V223H77L75 221L73 222V220L70 221L68 228L70 229V231H73V232L75 231V233H77V234L74 233V236H75L76 239L74 237H72V238H69L68 240L65 241V246L64 247L67 248L66 250H68L69 252L66 251L63 248V250H64V257H62L63 253L60 254V255L59 254L58 255H55V257L58 258L59 262L62 260L60 262V264H72V263L73 264H86V263L87 264H89V263L90 264H103V263L104 264H106V263L107 264H142V263L143 264H148V263H150V264H264V170H263L264 169V142H263L264 141V121H263L264 120V99H263L264 98V94H263L264 93V91H263L264 90V82H263L264 81V68H263L264 67V55H263L264 54V38H263L264 37V5H261L260 0H251L253 3L250 0H225L226 1L225 3H220V2H218V0H191V1L190 0H187ZM4 3H6V4H4ZM25 3H26V5L29 4L28 6H26V9H29L28 11H32V13H33L35 11V9H36V5L33 2H31L30 0H25ZM11 4H13V6H11ZM238 5H241V11L240 12H237L236 11V7ZM189 6H190V8H189ZM224 6H225V8H224ZM242 6H244V7H242ZM208 7H209V9H208ZM199 8H201V9H199ZM198 9H199V12H198ZM187 10H189V11H187ZM200 10H201V12L204 15L200 12ZM213 11L216 13V16H218V17L213 18L211 16V13ZM226 11L227 12L229 11V12L227 13ZM187 13H189V14L187 15ZM249 13H251V15ZM189 15H190V17H188ZM228 16H230V17H228ZM210 18H212V20ZM40 19L43 21L42 22V27H41V31H42L41 34L43 35V39H39L38 38L37 32H31L30 33L31 36L27 35V38H30L32 40L34 38V41L37 42V45L38 44L41 45V46L38 45V48L40 49V51H42L43 53H49V50H48L49 49V43H51L52 40L54 41L55 39L59 38V36H60L59 35L60 30H58L59 28H58V24L57 23H52V25H53V28H52V25H50L51 23L47 24L44 21L43 18H40ZM206 19H208L209 21L211 20L210 22H212V21L213 22L210 23ZM248 25H249V27H247ZM233 28H234V30H233ZM53 29H54V31H53ZM55 29H57V30H55ZM248 29H250V30H248ZM13 31H14V29L11 30V33H10L9 30L7 32V36L10 39V42L13 43V44L8 43L7 44V47L5 46V47H3L1 49V53L4 56H7L5 54H8L7 52H9L10 49L15 48L16 46H18L19 42L20 43L23 42L22 44H24V41H19L18 42L16 40L15 41L13 40L14 39V36H15V34H13L14 33ZM43 31H44L45 36L43 34ZM80 32L84 33L82 28H81ZM209 32H211V33H209ZM54 33L55 34L56 33L58 34V35L56 34L57 37L55 36ZM172 33H173V37H175L174 40H175L176 44L183 45L184 37L183 38L182 37L180 38L181 35H179V34L177 35L174 32H172ZM9 36H11V38H13V39H11ZM46 36H47L48 39H45ZM248 36H250V37H248ZM177 37H179V38H177ZM206 37H207V39H206ZM209 38H210V40H209ZM39 40H40V42L38 43ZM211 40L213 42H211ZM214 40H216V41H214ZM43 41L45 42V44H44ZM49 41H51V42H49ZM14 43H15V46H14ZM213 44H215V45H213ZM233 45H234V47H233ZM4 48H6V49L9 48V50L8 49L5 50ZM219 48H220V50H219ZM203 52H204V54H203ZM162 57H163V59H162ZM142 58H144V59H142ZM152 58L154 60H152ZM210 58H211V60H210ZM206 59H208V60H206ZM156 60H158V61H156ZM159 60H162V61H159ZM170 60L177 61V62H174V63L176 65L178 64L179 66H181L182 70H180L181 68L179 70H177L176 72H171V71H168L167 70V71H164V72H162L160 74L159 73L160 72L159 71V65L162 64V66L163 65L165 66L169 62L172 63V61H170ZM145 61L146 62L148 61V63H145ZM187 62H188V64H187ZM201 62H202V64H201ZM198 64L199 65H203V66H199ZM215 64H217V65H215ZM143 65H144V68H143ZM209 65H211L210 66V69L208 68ZM156 66H158V67H156ZM174 66L175 65H173V67ZM186 66H187V72L188 73H185L186 72V69H185ZM192 66H193V68H190ZM154 67H156V68H154ZM205 68L208 71L211 70V72H208L207 70H204ZM248 68H249V70H248ZM79 69L81 70L82 67H80ZM153 69H155V70H153ZM192 71H194V72H192ZM199 71H200V74L198 73ZM253 71H254V73H253ZM154 72L157 73V74L155 75ZM161 75H163L164 77L161 76ZM165 75H166L167 78L165 77ZM175 75H177V78L175 77ZM178 75H180V76L178 77ZM158 76L160 78H158ZM203 76H205V78ZM170 77L172 78V82L173 83L171 82V78ZM180 77L182 78V80H181ZM197 77L199 78V80H198ZM89 78L91 80H93V78H92L91 75H89ZM161 78H164L163 80H165V78H166L167 81H170V83L168 82L166 84L167 86L168 85L169 86L168 87L165 86V93H167L166 90H168V93H167L168 95H166V96L167 97L169 96V97L175 98L174 104L168 109V112H166V113L164 112L163 113L162 111H160V113H158V112L156 113V115L161 120L158 118V121H159L158 123L156 122L154 125L150 123L148 125V127H149L148 130L149 131L146 129V132H145L146 135L144 134L147 138L144 135H143L144 138H143V136H139V137L136 138L134 136L133 130L135 129L134 131L136 132L137 131V128H135V127L133 128V124L131 123V121H132V114L131 113L135 109V107L137 108V107L140 106L141 102L144 105V101H143L144 99H146L145 101H147V104L145 103L146 106L148 104L152 103L153 101L156 102L157 107L160 106V104L162 103V102L161 103L159 102L160 101L159 100L160 95H159V98L156 97L159 93H158V91L155 92V89H157V87L159 85V79H161ZM173 78H175V79H173ZM221 78H222V80H221ZM184 79H186V81ZM254 79H255V81H253ZM152 80H154L155 82L152 81ZM183 81L185 83H183ZM204 81H205V83H204ZM190 82H192V83H190ZM197 82H199V83H197ZM186 83H188L190 85L193 84L195 86H193L194 87L193 88L192 86H190V85H188ZM198 84H199V87H198ZM186 85H188V87L189 86L190 87L188 88ZM176 86H178V87H176ZM206 86H208V87H206ZM235 86H236V88H235ZM254 86H256L257 88L254 87ZM126 87L128 88V85L127 84H126ZM154 87H156V88H154ZM169 87L171 88V90H170ZM182 88H184V89L182 90ZM185 88H186V90H185ZM176 89H178V90H176ZM179 89L181 90V93H180ZM209 89H210L211 92L209 91ZM172 90L175 91V93ZM190 90L191 91L193 90V92H189ZM176 91H177L178 94L179 93L180 94L179 95L176 94ZM185 91H187L188 93L186 92L187 93L186 94ZM253 91H255V92H253ZM257 91H259V92H257ZM145 92H147V93L149 92L148 93L149 95L147 93H145ZM169 92H171V93H169ZM203 92L205 93V97L203 95L204 94ZM150 94H152V95H150ZM196 94H198V95L196 96ZM210 94H211V96H210ZM212 94L214 95V97H213ZM175 95H177V96H175ZM114 96L116 98H114ZM139 96H140V98H139ZM147 96H148V99L150 97V99H151L152 102H150V99L147 100ZM153 96H155V97H153ZM201 97L202 98L204 97V98L202 99ZM110 98H112V99H110ZM142 98H144V99H142ZM232 98H234V100ZM204 99H207V100H204ZM195 101L196 102L198 101L197 102V105H196V102ZM219 101H220V103H219L220 105L217 104V102H219ZM139 102H140V104H138ZM187 103H188V105H187ZM198 103L200 105H198ZM127 104H128V107H127ZM211 104H212V106H211ZM88 105H90V104H88ZM88 105L85 106V109H88L89 108ZM202 105H203V107H202ZM184 106L186 108H188V106H189V109H183ZM191 106H192V109H191ZM226 106H228V107H226ZM116 107H117V109H116ZM231 107H232V109H231ZM81 108H83V107L81 106ZM130 108H132V109H130ZM193 108H195V109H193ZM222 108H224V109H222ZM104 109H106V110H104ZM170 109L173 112H171ZM176 109H177V111H176ZM202 109H203V111H202ZM107 110H109L110 112L107 111ZM124 110H126L127 113ZM180 110H182V111L180 112ZM191 110H193V111L196 110V111L193 112ZM112 111H115L116 112V116L114 117L113 120L110 119V115L108 117V114H110ZM187 111H188V113H187ZM197 111H201V112H197ZM215 112H217L219 115L217 113H215ZM227 112H228L229 115L227 114L228 116L227 117L226 116L224 117V115ZM177 113H178V115H177ZM204 113H205V115H204ZM206 114H207V116H206ZM105 115H106V118H108L107 120H105L106 119L105 118ZM203 115L206 116V117H203ZM117 116H119V117H117ZM164 116H166V117H164ZM184 116H186V117H184ZM199 116H202V118L201 117L198 118ZM100 117L103 118L104 120L102 121ZM75 118L77 120H80L81 122L80 121H77ZM227 118H229V121H228ZM163 119H165V120H163ZM75 120H76V122H75ZM100 120H101V122H102L103 125H100L101 124V123H99ZM186 120L189 121L190 123L187 122ZM194 120H195V122H194ZM218 120H219V122H218ZM222 120H224V121H222ZM231 120L232 121H235V122H232ZM73 121H74V123H73ZM82 121L85 122V123H83ZM175 121H176V124H175ZM185 121H186V123H185ZM226 121H228V122H226ZM108 122H109V124H108ZM183 122L185 123V125H183L184 124ZM224 122H226V123H224ZM257 122H259V123H257ZM106 123H107L108 126L107 125L105 126ZM85 124L88 127L89 126L90 127L88 128ZM114 124H119V129L117 130L118 132L120 131V129H124V130H121L120 133H117L116 130L115 131L114 130L112 131L111 129L114 126ZM128 124H130L129 125L130 127L128 126ZM121 125L122 126L124 125V127H120ZM179 125H181L182 127H180ZM183 126H184V129H183ZM78 127H80V128H78ZM109 127L111 128L110 130H109ZM127 128L130 131L129 133H128V129ZM157 128L160 129V130H158ZM161 128H163L164 130L161 129ZM185 128H187V129H185ZM198 128H200V129L202 128V130H200ZM245 128H246V130H245ZM89 129L92 130V131H90ZM156 129H157V131H155ZM192 129L195 130V131H192ZM252 129H254V130H252ZM104 131H106V132L103 133ZM112 132H113V134H112ZM156 132H158V133H156ZM163 132H165V133H163ZM167 132H168V134H167ZM182 132H184V134L185 133H187V134L184 135ZM205 132H206V134H205ZM130 133H133V134H130ZM172 133H174V134H172ZM218 133L219 134L222 133L221 134L222 136L219 135ZM235 133H236L237 136L235 135ZM127 134L130 135V136H127ZM157 134H159V135H157ZM181 134H182V139L183 140H181ZM224 134L226 136H223ZM229 134H230V136H229ZM83 135L84 134H82L81 131L78 132L77 134L75 133L74 136L72 137V139H74V141H75L74 143H77L78 141H80V139H82ZM110 135H111V139L108 138V137H110ZM190 135H192L193 137L190 136ZM103 136L105 137V139H103L104 138ZM116 136L117 137L119 136L120 138L119 137L117 138ZM133 136H134L135 139L133 138ZM162 136H163V139H162ZM166 136H167V138H166ZM188 136L191 137V138H189ZM126 137L129 138V139H127ZM159 137L161 139H159ZM247 137H249V138H247ZM114 138L116 140L117 139L118 140L121 139V141H115V140H113ZM148 138H149V140H148ZM195 139H197V140H195ZM143 140H144V142H143ZM175 140H178V141H175ZM194 140H195V142H194ZM206 140H207V142H206ZM255 140H256V143H254ZM109 141H110V143H108ZM124 141H125V143H124ZM167 141H169V142H167ZM229 141H231V142H229ZM222 142H223V145H222ZM177 143L179 145L181 143L182 144H181V146H179ZM235 143H236V145H235ZM99 144H100V146H99ZM170 145H172V146H170ZM202 145H203V147H202ZM179 147H180V149H179ZM191 147H193V148H191ZM194 147H195V149H194ZM247 147H249V148H247ZM102 148H104V149H102ZM143 148L144 149L147 148V149L144 150ZM101 149L103 150L102 151L103 153L100 152ZM105 149H106V151H105ZM116 149H117V151H116ZM168 149H170V150H168ZM143 150H144L145 153L143 152ZM176 150H179L178 153H175V152H177ZM164 151H166V152L164 153ZM201 151H203V152H201ZM245 151H246V153H245ZM117 152H118V154H117ZM97 153L100 156H97L98 155ZM136 153H137V151L132 152L130 155L136 157V155H137ZM210 154H211V156H210ZM155 155H156V157L154 159V156ZM175 157H177V158H175ZM181 158H182V160H181V163L182 164L179 163ZM183 158H184V160H183ZM147 159H149V160L152 159V160L149 161ZM185 159H187V160H185ZM202 159L203 160L205 159L204 161H206V163L209 162L208 164L210 166L208 164H206V163L203 164L204 161ZM47 160L48 161L49 160H51V161L53 160V155H52L51 150H48V152H47ZM164 160H166V161L164 162ZM130 161H134V162H130ZM146 161H147V163H146ZM172 162H174V165H173ZM170 163H172V164H170ZM196 163H198V165ZM131 164L132 165H135V166H132ZM143 164H144V166L146 165L148 167V171H145V170H147L146 166H145V168L144 167H141V165L143 166ZM156 165L159 168L163 165L162 167H164V168H161V170H160ZM175 165L176 166L178 165L179 167H176ZM213 165L214 166H217V167H213ZM180 166H181V168H180ZM182 167H184V168L182 169ZM35 168L37 170L40 169L39 171L42 172L45 167H44V165H43L42 162H39V163H36ZM179 168H180V170H179ZM137 169H139V170H137ZM140 170H142V172ZM138 171H140V172H138ZM167 171H169V172H167ZM177 171H179V172H177ZM188 171H190V175H189V172ZM212 171H214L213 172L214 173V176H213ZM143 172L144 173L147 172V173L144 174ZM171 172L173 174H175V175H173ZM185 172H187V173H185ZM194 172H195V175H193ZM218 172H219V174H218ZM197 173H199V174H197ZM223 173H224V175H223ZM158 175L161 177L160 178L161 180H158L159 179ZM198 175L199 176L201 175V176L200 177H197ZM225 176H226V178H225ZM167 177H169V178H167ZM211 177H213L214 180ZM162 178H165V179L167 178V179L166 180L163 179L165 181L164 182L162 180ZM169 179H171V180H169ZM24 180H25L24 178H21L17 184L16 183H12V185H11L12 191H16L18 189L17 186H19V185H20L19 188L24 187V185H25V181ZM56 180L60 184L63 181H66L67 178H66V175L65 174L60 173L57 176ZM149 180L152 181V182H150ZM191 180H193L194 182L191 181ZM225 180H227V181H225ZM22 181H24V182H22ZM161 181H163L165 184L162 183ZM166 181H167V184H166ZM185 182H187V183H185ZM227 182H229V183H227ZM138 184H140V183H138ZM224 186L227 187V190H226V188ZM161 187H162V190H161ZM163 187L166 188V189L164 190ZM159 188H160V190H159ZM212 188H214V190ZM216 188H218V189H216ZM91 189H92V191H91ZM152 189H154V190H152ZM155 189H157L156 190L157 192L155 191ZM167 190H169L170 192L167 191ZM187 190H188V192H187ZM215 190H216V192H214ZM161 191H162V193H161ZM165 191H166V194H165ZM138 192H140V193H138ZM174 193H176V194H174ZM157 194H158V196L159 195H162V196H159V197L157 196L156 197ZM169 194H172L173 196H171V198H170V195ZM2 196L3 195L0 194V201H3L4 200ZM28 196H29V198H28ZM150 196H152L153 199H151L152 197H150ZM197 196H198V198H197ZM142 197H144L145 199L142 198ZM161 197H163V198H161ZM99 198H101V199H99ZM108 198H112L113 200L112 199H108ZM157 198L159 199V201H158ZM163 199H164V201H163ZM25 200H26V202H25ZM49 200H50V198H48L47 206L45 205V206L42 207L36 201H34L33 200V197H31V195L28 194V193H24L22 195V197H20L21 204H23L22 206H24L23 208H24L27 216H30L29 215L30 212L31 213L33 212L31 215H34L37 212V209H38V211L43 210V209L45 210L46 207H47L46 208L47 210L46 211L43 210V213L45 214V216L52 215L54 213L53 210H55V208H53V206L54 205L56 206V203H58L57 201H59V199H58L57 196L55 197V195H54L52 197V199L50 200L51 203H49ZM96 200H97V202H96ZM110 200L113 201V204H116L117 203L116 205H118V203H120L118 206H121V204L123 205L124 201L126 202L124 204L131 205V207H133V208H131V212L134 211V212L131 213L132 217L130 216V218H132V219H133V216H135V217H138L139 216V213L137 211L140 208L139 206H141L142 208L144 206V208H146L145 209L146 214H148V215L150 214L151 215V212H153L152 214L155 217L156 214H154V212H157V215L158 216L155 217V219L156 220L158 219V221H162V222H159V223L157 222V223L154 224L155 225L154 226L149 221L148 222H141V224H140V222H135V221H133V223H134L133 224L132 221H130L131 223L130 222H127L128 225H127V223H125V225L124 224H122V225L117 224V228L119 227L118 229H120V230H118L117 228H113L112 225H110L108 222L103 221V220H100L99 221V219L102 218V214H101L102 210L101 209H106V208L108 209L109 208L108 210H111V208H113L112 207L113 204L111 202H109ZM153 200H154L155 203L153 202ZM91 201H93V202H91ZM181 201L183 203H181ZM209 201H210V203H209ZM31 202L34 203V204H32ZM129 202H130V204H129ZM141 202H142V205H141ZM152 202L154 203V205H153ZM171 202H173V203H171ZM100 203H102V204H100ZM133 203H134V205H133ZM206 203H207V205H206ZM84 204H86V205H84ZM103 204H105V205H103ZM195 204L199 208L196 207ZM83 205L86 206V207H83ZM212 205H213V207H211ZM48 206H49V208L51 207L50 208L51 211L49 210ZM156 207H157V209H156ZM195 207H196V209H195ZM149 208L151 210H149ZM191 208H192V210H191ZM219 208H220V210H219ZM147 209H148V211H147ZM172 209H174V210H172ZM189 209H190V211H189ZM26 210H28V212ZM141 210L142 209H140L139 212ZM96 211L98 212L97 214L94 213ZM183 212H185V213H183ZM84 213H85V216H84ZM134 213H136V214H134ZM180 213L181 214L183 213L184 215L183 214L181 215ZM94 214H95V216H94ZM96 215H97L98 219H97ZM160 215L162 217H164V218L160 217ZM89 216H90V218H87ZM92 216H93V218H92ZM99 217H101V218H99ZM151 217H152V215H151ZM165 218H166V220L167 219H169V220L166 221ZM211 218H213V219H211ZM89 219L91 220L90 222H89ZM190 219H193V220H190ZM83 220L84 221L87 220V221L84 222ZM198 220H199V223L200 224L198 223ZM201 220H203V221L200 222ZM75 223H76V226H74ZM143 223H145V224H143ZM165 223L167 224V226H166ZM175 223H177V224H175ZM189 223H190V225H189ZM208 223H210V224L212 223L211 224L212 226L210 224H208ZM72 224H74V225L72 226ZM82 224L85 225V228L86 227L87 228L85 229L84 226H81ZM86 224H87V226H86ZM99 224H101V226ZM105 224H108L110 226L105 225ZM158 224H162V225L159 226ZM98 225L100 226V228L98 227ZM126 225H127V227H126ZM157 225H158V227H157ZM164 225H165V227H164ZM168 225H170V226H168ZM42 226H43V228H42ZM52 226H53V224L51 222L50 223L49 222H47V223L44 222V224L41 223V225H39L40 229L45 232V233H43L39 229V232L44 235L43 236L44 238H47L50 235V232L49 231L52 232ZM140 226H142V227L144 226L143 227L144 229L142 227H141L142 228L141 229ZM176 226H178V227L176 228ZM82 227L84 229H81L80 230V228H82ZM111 227H112V230H111ZM123 227H124V229H122ZM136 227L138 229H134ZM190 227H193V228H190ZM205 227H206V230H204ZM213 227H214V230H215L216 233L214 232ZM89 228H90V230H89ZM92 228H93V231H92ZM97 228H98V230H97ZM101 228H103V229H101ZM148 228H149V230L151 232L148 231ZM155 228H156L157 231H155ZM195 229L198 232L195 231ZM46 230H47V232H46ZM78 230H80L81 233L78 234V232H80ZM131 230H133V231H131ZM138 230H140V231H138ZM178 230H179V232H178ZM182 230H183V232H182ZM97 231H98L99 234L96 233ZM106 231H107V233H106ZM85 232L86 233L88 232V233L86 234ZM112 232L115 233V234H113ZM152 232H154V233H152ZM167 232H169V233H167ZM194 232L196 233V235H195ZM48 233H49V235H48ZM141 233L143 235H141ZM206 233L211 234V235H208L207 236ZM81 234H83V236ZM108 234H109L110 238H109ZM117 234H118L119 237L117 236ZM175 234H177L176 235L177 237L175 236ZM183 234H185V235H183ZM212 234L214 235L213 237H212ZM79 235L81 237L85 238V239L82 240ZM148 235H150V237H152V238L155 236L153 238L154 241ZM190 235H192V236H190ZM77 236H79V237H77ZM88 236H89L90 240H89ZM204 236L205 237H208V238H205ZM114 237L118 238L119 240L116 239V238L114 239ZM132 237H134V238H132ZM135 237H136V239H135ZM142 237H143V239L145 238L144 239L145 240L144 242H143ZM192 237H193V239H192ZM160 238L162 239V241H161ZM74 239H75L76 242L74 241ZM80 239L82 240L81 244H80ZM194 239H196V241H194ZM69 240H70V242L73 241L72 242L73 244H71L69 242ZM77 240H78V243L79 244H77ZM136 240H138V241H136ZM190 240H192V241H190ZM198 240H199V242H198ZM84 241H85V243H84ZM186 241H188V243ZM214 241H216V242H214ZM120 242H122V244ZM177 242H179V243H177ZM163 243H164V245H163ZM194 243H196V244H194ZM66 244H68V246H66ZM189 244H191V245H189ZM211 244H213V245L211 246ZM155 245L157 246V250L155 249L156 248ZM179 245L180 246L182 245L181 248L179 247ZM71 246H74V247H72L73 249L71 248ZM79 246H81V247H79ZM94 246H95V248H94ZM117 246H119V247H117ZM139 246H140V248H139ZM184 246H185V248H184ZM200 246H201V248L198 250V248ZM148 247H149V249H148ZM194 247H196V248L198 247V248L196 249ZM104 248H105V250H104ZM118 248H120V249H118ZM133 248H135V249L133 250ZM71 249H72V251L70 252ZM114 249H116V250H114ZM85 250H86V252H85ZM141 250H142V252H141ZM166 250H168V251H166ZM80 251L82 252V254H79V253H81ZM126 251H128L130 254L128 252H126ZM139 251H140V253L138 254ZM88 252H89V255H88ZM131 252H133V254ZM86 253H87V255H85ZM176 254H177V256H176ZM70 255L73 258H71ZM74 255H76V256H74ZM82 255H83V257L84 256H87L86 257L87 261L85 263L83 261V258H81ZM126 256H128V257H126ZM135 256H137V257H135ZM74 257L77 258V259H74ZM143 257H144V259H143ZM146 257H147V259L148 258L149 259L147 260ZM118 258H119V260H118ZM78 259H80V260L82 259V260L80 261ZM130 259H132V260H130ZM73 260H75V261H73ZM146 260L149 261V262H146ZM102 261H103V263H102ZM119 262H121V263H119Z\"/></svg>", "mask_w": 264, "mask_h": 264}]
</instances>
